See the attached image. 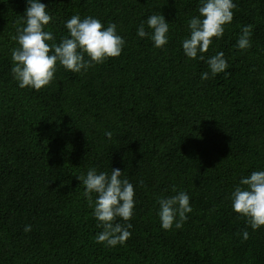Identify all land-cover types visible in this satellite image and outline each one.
Masks as SVG:
<instances>
[{"label": "trees", "instance_id": "16d2710c", "mask_svg": "<svg viewBox=\"0 0 264 264\" xmlns=\"http://www.w3.org/2000/svg\"><path fill=\"white\" fill-rule=\"evenodd\" d=\"M41 2L57 42L79 15L116 24L126 46L86 73L58 66L50 85L21 89L11 50L26 4L0 0V264H264V227L253 231L230 200L242 177L264 170V0H234L233 21L204 54L223 52L228 68L207 80V64L181 47L199 0ZM152 14L170 23L163 48L137 36ZM245 25L251 47L238 50ZM90 168H119L134 185L123 245L95 242L102 229L77 178ZM173 186L193 210L164 230L157 198Z\"/></svg>", "mask_w": 264, "mask_h": 264}, {"label": "clouds", "instance_id": "9594fccd", "mask_svg": "<svg viewBox=\"0 0 264 264\" xmlns=\"http://www.w3.org/2000/svg\"><path fill=\"white\" fill-rule=\"evenodd\" d=\"M25 4L21 16L23 26L14 37L18 46L11 50L10 69L21 89L39 91L50 85L58 66L73 73H86L109 58L119 57L126 46L116 24L104 27L98 18L82 19L79 15L64 22L67 34L57 42L52 32L46 30L52 20L48 6L41 0H25ZM236 6L234 0H199L198 14L187 23L189 34L181 41V47L187 59L207 64L208 70L201 73L202 80H207L209 74L215 77L225 73L228 68L223 52L207 58L204 54L213 38L223 37L225 25L233 21ZM169 24L163 14H152L137 27V36L147 38L154 48H163L169 42ZM251 36L252 25L243 26L234 47L249 49ZM104 135L111 140L113 134L107 131ZM123 173L119 168H111L110 172L90 168L86 176L77 177L84 185L83 195L93 210L97 227L102 229L96 234L95 242L106 247L123 245L131 236L132 224L126 222L133 216L135 192L134 185ZM172 191L176 194L157 198V216L164 230L182 228L193 210L186 191H178L175 186ZM230 200L233 212L243 216L253 231L264 227V170L242 177L231 192ZM31 230V225H25V233ZM240 235L247 240V228Z\"/></svg>", "mask_w": 264, "mask_h": 264}]
</instances>
